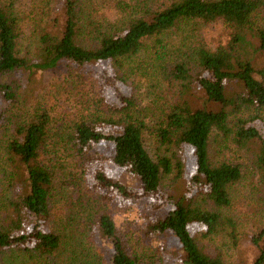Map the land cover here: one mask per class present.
I'll use <instances>...</instances> for the list:
<instances>
[{"label": "trees", "instance_id": "16d2710c", "mask_svg": "<svg viewBox=\"0 0 264 264\" xmlns=\"http://www.w3.org/2000/svg\"><path fill=\"white\" fill-rule=\"evenodd\" d=\"M20 1L0 0V264H165L130 250L108 212L113 199L146 200L145 232L176 238L181 258L173 263L228 264L189 227L210 235L231 226L224 210L243 164L226 157L230 146L249 155L264 182V0H111L110 17L92 11L91 0H43L36 15L24 14ZM214 24L224 39L212 44L198 26ZM170 32L181 38L172 42ZM142 54L139 68L133 62ZM60 63L69 80L77 70L76 79L108 88L90 97L82 85L76 115L55 127L50 108L27 92L34 74ZM106 63L112 75L96 76L92 66ZM147 74L175 81L178 97L143 108L132 87L122 92L121 84ZM150 138L162 153L149 152ZM185 149L194 168L180 191ZM107 161L138 188L110 177ZM69 167L75 216L55 229V179ZM251 240L258 255L245 264H264V229Z\"/></svg>", "mask_w": 264, "mask_h": 264}, {"label": "rangeland", "instance_id": "374dc122", "mask_svg": "<svg viewBox=\"0 0 264 264\" xmlns=\"http://www.w3.org/2000/svg\"><path fill=\"white\" fill-rule=\"evenodd\" d=\"M91 1L93 2L92 6H90L92 11H98L99 14H105L108 17L113 15L114 10L110 7L111 0ZM44 3L43 0H21L20 7L24 11V14H31V12H34L31 15H36V13L40 12ZM198 30L200 31L199 35L209 43L213 44L224 39V30L219 24L209 26L206 31L199 25ZM169 38L172 39V42L176 43L181 36L178 33L170 32ZM24 43L32 44V41ZM150 43L151 41L148 42V45H150ZM146 60L147 56L145 54L139 55L135 57L133 65H137L140 68L143 66V61ZM261 63H264V59ZM92 67L95 69V75L98 77L102 73L112 75L115 68L107 63ZM66 68L65 63H60L56 68L34 74L33 83L31 84L32 88L27 92L28 97L34 100L40 99L50 108L51 116H53V125L55 127L62 122L71 120L76 115V110L81 102L80 94L77 92L82 85H85L86 94H89L90 97H94L93 95L96 96L100 90L105 91L108 88L107 85H104L102 80L93 81V78L87 80L80 78L76 79L77 70L70 79L73 81L69 83L70 80L65 74ZM146 68L145 73L147 72ZM21 78L22 85L25 87V75L22 74ZM100 81L102 86L99 83ZM132 82H135V84H132ZM132 82L126 81V84H121V90L124 93H128L130 90L128 86H130V88L132 87L135 92L134 94L139 97H136L137 101L141 100L139 103L143 108L151 106L150 103L157 98L164 99L166 105L162 104L161 101L157 103L162 104L165 108L172 100L178 97L177 83L173 80L169 82L166 75L163 79L161 75L151 77L150 74H147L145 77L136 78ZM77 84L78 86L76 87ZM153 84H155L156 87L153 88ZM108 93L112 95L109 90ZM107 97L111 100L109 95ZM5 107V103L0 101V108L4 109ZM147 112L149 113V111ZM146 146L151 154L155 155V153L158 152L162 153V147L158 148L157 152V147H155L153 138L147 139ZM96 148L99 151L104 150V146H97ZM184 155L185 173L184 179L178 187L180 191H184L186 178L188 179L190 177L194 168V159L191 150L185 149ZM226 157L243 164L241 178L230 186V204L227 210H224L227 218L231 220V226H223L210 235L203 234V229L197 225H191L189 231L196 236L201 247L210 254L221 255L225 263L245 264L255 259L258 255V249L254 246L251 239L254 235L256 236L260 230L264 229V182L261 181L257 171L251 168L247 161L250 160L249 155H245L242 149L230 146L227 150ZM56 162L61 163L62 166L70 164L62 160L53 163ZM104 169L110 177L119 180L121 183L135 190L138 188V181L135 177L131 176L123 169L114 166L109 161L105 162ZM63 171L64 172L58 171V176L55 179L54 193L56 196L54 197V204L51 211V223H54L52 226L55 229L60 228L62 225H67L75 216L73 214L74 212L69 207L71 202L77 197L74 194V171L72 167H69V169L66 168ZM76 171L77 169H75V172ZM1 177L2 174L0 172V178ZM167 178H169V176H167ZM168 186L162 188L166 189ZM111 201L112 202L107 206L108 212L117 230L127 240V244L132 252L142 257L159 255L165 264H175L173 262L181 258L179 244L170 232L151 235L145 232V217L152 214L146 200L143 199L135 203L129 200L113 199ZM92 236L95 238L94 241L97 242L96 246L99 247L101 251L105 250L106 244L99 240L96 232H94Z\"/></svg>", "mask_w": 264, "mask_h": 264}]
</instances>
